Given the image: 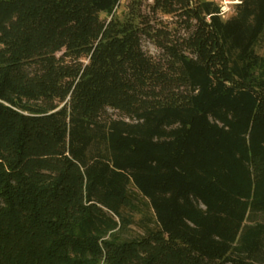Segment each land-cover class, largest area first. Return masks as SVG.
<instances>
[{"label":"trees","instance_id":"1","mask_svg":"<svg viewBox=\"0 0 264 264\" xmlns=\"http://www.w3.org/2000/svg\"><path fill=\"white\" fill-rule=\"evenodd\" d=\"M120 5L0 0V264H264V0Z\"/></svg>","mask_w":264,"mask_h":264},{"label":"rangeland","instance_id":"2","mask_svg":"<svg viewBox=\"0 0 264 264\" xmlns=\"http://www.w3.org/2000/svg\"><path fill=\"white\" fill-rule=\"evenodd\" d=\"M133 1L134 0H121V5L115 12L116 17L123 20L126 14H128V5ZM141 1L143 2V11L147 15H149L150 6L153 4V0H141ZM203 1H210V0H203ZM153 17H154V20L152 21V26L160 27V28L162 27L167 28L169 32L175 34L176 37L186 35V31L183 28H181L180 24L176 23V19L170 16H163V15H156ZM223 20H226V19H223ZM142 44H143V49L147 54L151 55L152 57L156 59H160L162 57L163 52L150 39L144 37ZM257 52L261 56H264V36L257 46ZM108 115L114 118H121L120 113L112 109L108 110ZM136 220L138 221L139 217H137ZM138 226L137 224L132 225L128 228V231L126 230V231L121 232L122 237L131 238V237H134L135 235L142 234L143 232Z\"/></svg>","mask_w":264,"mask_h":264},{"label":"built area","instance_id":"3","mask_svg":"<svg viewBox=\"0 0 264 264\" xmlns=\"http://www.w3.org/2000/svg\"><path fill=\"white\" fill-rule=\"evenodd\" d=\"M219 9V16L222 19H228L235 11V8L242 2L237 0H213Z\"/></svg>","mask_w":264,"mask_h":264},{"label":"clouds","instance_id":"4","mask_svg":"<svg viewBox=\"0 0 264 264\" xmlns=\"http://www.w3.org/2000/svg\"><path fill=\"white\" fill-rule=\"evenodd\" d=\"M237 2H242V0H237Z\"/></svg>","mask_w":264,"mask_h":264}]
</instances>
